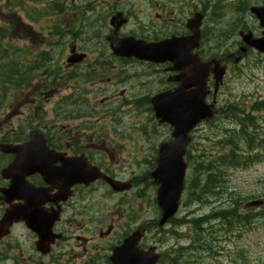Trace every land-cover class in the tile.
I'll use <instances>...</instances> for the list:
<instances>
[{"label": "flooded vegetation", "instance_id": "af4514ba", "mask_svg": "<svg viewBox=\"0 0 264 264\" xmlns=\"http://www.w3.org/2000/svg\"><path fill=\"white\" fill-rule=\"evenodd\" d=\"M231 1L219 0L213 10H219L221 14L227 8L235 10L238 4L227 3ZM29 2L0 0V144L10 145L13 149L34 144L37 150L35 156L51 153L49 158L52 162L42 164V169L50 168L45 177L51 183L45 182L39 172L26 175L24 180L30 190L37 192L26 194L27 197L39 203L42 211L50 214L57 210L59 220L54 224L53 231L61 235V242L66 240V236L60 226L66 221L75 233V215L82 209L92 189L101 186L111 195L122 198L137 188L128 209L118 206L123 211L117 219L119 223L123 222L119 226L123 239L143 223L141 219L131 217L130 213L142 199L138 189L145 182L153 187V181L149 172L139 174L132 171L126 178L120 176L118 165L125 160L120 157L123 154H138L139 150L142 152L138 138L127 137L120 131H96L92 119L97 116L96 120L102 119L113 129L111 121L119 117L116 113L110 114L116 107L120 112L127 104L135 109L141 104L150 106L148 96L126 99V88L122 87L133 82L140 70L150 74L145 77L146 80L154 79L157 90L153 95L177 86L174 82L176 73L171 71L172 63L158 64L139 59L132 54L133 51L143 54V50L151 44L191 36L190 24L195 17L199 18V48L194 52L201 61L217 58L228 72L230 65L237 66L234 62L239 58L241 45L234 44L226 52L210 53L205 43L207 0H69V3L53 0L51 5L37 4L36 7ZM240 3L242 7L247 6L246 0H240ZM262 4L264 0L249 6ZM242 31L251 32L254 37L260 34L255 35L249 28ZM112 42L117 45L116 53ZM101 82L105 83L104 88L96 84ZM207 85L213 87L211 75ZM96 90H99L98 94L109 91L98 100V105ZM63 92L68 94L63 95ZM123 97L125 99H119ZM97 107L107 109L97 111ZM163 126L168 129V135L161 142L169 141L171 129ZM190 147L191 141L184 154L187 162ZM0 156L5 161L2 168L16 157L15 153ZM155 158L145 161L144 166L154 168ZM64 164L68 167L63 168ZM95 168L102 175L89 183ZM79 172L81 174H77ZM103 177L130 185L131 189L114 193ZM10 185V180L0 176L2 209L6 204L1 190ZM67 185H71L68 194L66 198H61L65 192L60 189ZM23 196L22 192L14 191L11 205L23 203L20 198ZM86 206L81 214L88 212ZM130 223L131 227L128 226ZM146 223L147 233L154 221ZM115 228L117 226L110 221L107 225L110 234L103 236L99 232L98 236L109 237ZM92 239L73 234L71 240L88 245L93 242Z\"/></svg>", "mask_w": 264, "mask_h": 264}, {"label": "rangeland", "instance_id": "374dc122", "mask_svg": "<svg viewBox=\"0 0 264 264\" xmlns=\"http://www.w3.org/2000/svg\"><path fill=\"white\" fill-rule=\"evenodd\" d=\"M29 1L32 7L53 3V0ZM249 1L252 0H246V7H242L240 0L227 2L237 3L238 7L235 10L227 8L221 14L219 10H213L212 13L216 0H207L205 43L208 50L215 53L231 50L232 45H237V33L242 28L251 29L255 35L260 33L258 23L248 9L250 4L261 0ZM65 2L69 3V0ZM230 66L217 94V118L211 123L201 124L192 134L185 190L176 220L160 232L150 230L143 241L146 245H156L160 253H165L163 264H264V55L250 51L240 64ZM137 73L139 75L133 82L122 86L126 88V99L151 97L156 93L154 79L145 78L150 74L142 70ZM96 84L105 87L104 82ZM98 92L95 91L97 105L103 95L109 94V91L103 94ZM67 94L63 92V95ZM255 104H259L256 110L253 109ZM105 109L107 107L96 108L97 111ZM113 113L119 117L111 121L113 129L102 119L96 120L95 116L92 119L95 130L120 131L127 137H137L142 149L138 154H123L120 158L125 160L120 161L118 173L122 178L132 171L147 174L150 170L144 166L145 161L155 156L154 151L158 143L167 137L168 129L157 125L153 118L150 119L152 113L144 104L137 109L127 104L120 112L119 107H116L110 115ZM247 115L253 118V122L240 120ZM232 154L236 158L235 164L219 167L220 185L211 193L203 194L199 202L194 201L192 191H196L198 183L208 175L206 171L199 173V166L211 164L217 176L218 165L213 162ZM1 160L0 164L4 165ZM136 190L134 188V191L120 198L101 186L92 189L82 209L75 215V233L64 221L60 228L64 229L66 240L57 243L46 256L34 250L35 237L23 224L14 226L11 235L0 242V264H108L106 258L110 255L111 247L123 235L122 228H119L123 222L117 220L123 211L118 206L128 209ZM138 190H141L142 199L138 200L130 216L148 221L157 219L158 212L153 200L155 188L145 182ZM255 200H262V206L245 207L248 202ZM85 205L88 212L81 214ZM224 211H228L227 214L218 217ZM204 216L208 219L200 220ZM193 219L199 221L194 223ZM110 221L117 228L109 237L100 239L98 233L106 231ZM73 234L93 237V242L80 245L71 240Z\"/></svg>", "mask_w": 264, "mask_h": 264}, {"label": "water", "instance_id": "95a60500", "mask_svg": "<svg viewBox=\"0 0 264 264\" xmlns=\"http://www.w3.org/2000/svg\"><path fill=\"white\" fill-rule=\"evenodd\" d=\"M251 13L259 21L264 29V5L253 7ZM192 35L188 38H172L158 44H151L143 50V54H132L139 59H147L162 63H173L174 70L178 72L176 82L178 86L173 91L163 92L151 99L152 109L159 124L166 123L172 127V140L159 146L156 168L151 173L155 185H157L156 201L160 211L158 226L163 227L172 218L179 207V201L183 190L186 165L183 162L185 148L190 141V131L201 121L211 119L215 115L214 104L205 103V97L209 94L206 82L210 73L214 76V96L225 73V67H221L220 61L210 60L201 62L196 54H191L198 47L199 18L195 17L190 24ZM260 39H252L250 33L243 35L242 40L246 44L241 51L252 47L259 53H264V31ZM117 45L112 42V49L116 53ZM147 54V55H146ZM34 144H25L21 148L13 149L9 145H0V152L4 154L15 153L16 159L1 171L4 179H9L12 185L2 189L6 197L5 202L9 206L4 210L0 218V240L7 236L10 227L14 223L24 222L25 227L36 235L34 247L36 252L46 255L51 245L59 235L52 232L53 224L58 220L57 212L47 214L39 208V203L34 202L26 194H35L26 186L24 177L34 172H41L46 176L50 168L42 169V164L51 163L50 158L45 162L46 155L35 156L37 150ZM48 157V155H47ZM41 165V166H39ZM97 178L96 174L89 179ZM45 180L49 182L46 178ZM80 180V179H79ZM113 191L127 190L129 187H119L115 182L107 180ZM51 183V182H50ZM65 189V187L63 186ZM14 191L23 193L24 203L18 206L10 205L11 195ZM260 202L250 203L249 206H258ZM144 233V226L133 231L120 245L112 249L109 261L111 264H156L160 255L156 253V247L143 250L138 242Z\"/></svg>", "mask_w": 264, "mask_h": 264}, {"label": "trees", "instance_id": "16d2710c", "mask_svg": "<svg viewBox=\"0 0 264 264\" xmlns=\"http://www.w3.org/2000/svg\"><path fill=\"white\" fill-rule=\"evenodd\" d=\"M259 106V104H256V105H254L253 106V109H257V107ZM244 120V122H246V121H248V122H253V118H251V117H249L248 115L246 116V118L245 119H243ZM235 161H236V158H235V156L232 154L231 156H223V157H221V158H219V160H217L216 162H213V163H215V165H218L217 167H216V170H217V176L215 175L216 174V172H214V167L211 165V164H208L207 166H202V165H200L199 166V173H201V171H203V172H208V175L206 176V178L204 179V180H201V183L199 182L198 183V186H197V190L196 191H192V194H191V196H192V198H194L193 200L194 201H199L200 200V198H201V196L203 195V194H207V193H211L212 192V190H214L215 188H217V186H219L220 185V180H219V176H220V174H221V170L219 169V167L221 168V167H223L224 165H226V164H235ZM213 172V173H212ZM214 176H213V175ZM211 175H212V177H211ZM209 177V178H208ZM211 177V178H210ZM218 178V179H217ZM208 179H210L209 181H207ZM215 181H214V180ZM200 180V179H199ZM212 180V181H211ZM208 182V183H207ZM213 184V185H211V184ZM201 184V185H200ZM211 185V186H210ZM217 185V186H216ZM208 186L210 187V188H208ZM215 186V187H214ZM207 187V188H206ZM207 190H206V189ZM213 188V189H212ZM210 189H211V191H210ZM206 191H207V193H206ZM209 191V192H208ZM196 192H198V193H196ZM202 192V193H201ZM198 196H197V195ZM225 214H227V212H221V213H219V216L218 217H222L223 215H225ZM174 220L175 219H172V220H170V223H174ZM197 222V220H194V223H196ZM178 224V223H177ZM164 259H165V253H163L162 254V256H161V258H160V260H159V263L158 264H163V261H164ZM106 262H107V260H106Z\"/></svg>", "mask_w": 264, "mask_h": 264}, {"label": "bare ground", "instance_id": "6f19581e", "mask_svg": "<svg viewBox=\"0 0 264 264\" xmlns=\"http://www.w3.org/2000/svg\"><path fill=\"white\" fill-rule=\"evenodd\" d=\"M236 130H237V129H236ZM236 132H237V131H236ZM258 144H259V143H258ZM260 146H261V145H260ZM189 162H190V161H189ZM212 173H213V172H212ZM207 174H208V173H207ZM215 175H216V174H215ZM185 176H187V175H185ZM213 176H214V175H213ZM211 177H212V175H211ZM211 177H210V178H211ZM186 178H187V177H186ZM208 178H209V177H208ZM217 179H218V178H217ZM209 180H210V179H208L207 181H209ZM213 180H214V179H213ZM211 181H212V180H211ZM214 181H215V180H214ZM207 183H208V182H207ZM210 184H211V183H210ZM213 184H214V183H213ZM213 184H211V185H213ZM211 185H210V186H211ZM216 186H217V185H216ZM214 187H215V186H214ZM217 187H218V186H217ZM206 188H207V187H206ZM206 188H205V189H206ZM208 188H210V187L208 186ZM212 189H213V188H212ZM206 190H207V189H206ZM219 190H220V189H219ZM210 191H211V189H210ZM215 191H217V190H215ZM208 192H209V191H208ZM218 192H219V191H218ZM196 193H198V192H196ZM201 193H202V192H201ZM206 193H207V191H206ZM196 195H197V194H196ZM198 195H199V194H198ZM198 195H197V196H198ZM211 195H212V194H211ZM211 195H210V196H211ZM214 195H215V194H214ZM212 196H213V195H212ZM201 198H203V197L201 196ZM211 200H212V198H211ZM208 202H209V201H208ZM206 223H207V222H206ZM208 225H209V224H208Z\"/></svg>", "mask_w": 264, "mask_h": 264}]
</instances>
